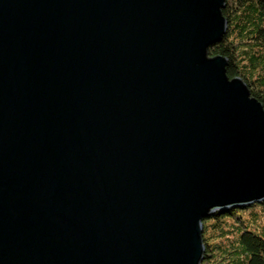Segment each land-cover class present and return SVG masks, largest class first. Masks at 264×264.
Instances as JSON below:
<instances>
[{
  "label": "water",
  "instance_id": "obj_1",
  "mask_svg": "<svg viewBox=\"0 0 264 264\" xmlns=\"http://www.w3.org/2000/svg\"><path fill=\"white\" fill-rule=\"evenodd\" d=\"M226 6L0 0V264H203L204 222L264 203Z\"/></svg>",
  "mask_w": 264,
  "mask_h": 264
},
{
  "label": "trees",
  "instance_id": "obj_2",
  "mask_svg": "<svg viewBox=\"0 0 264 264\" xmlns=\"http://www.w3.org/2000/svg\"><path fill=\"white\" fill-rule=\"evenodd\" d=\"M223 15L229 30L223 41L211 48L210 55L227 57L228 76L241 77L264 106V0H227ZM244 210L216 214L204 223L203 264H264V237L248 230L235 234L233 226Z\"/></svg>",
  "mask_w": 264,
  "mask_h": 264
},
{
  "label": "rangeland",
  "instance_id": "obj_3",
  "mask_svg": "<svg viewBox=\"0 0 264 264\" xmlns=\"http://www.w3.org/2000/svg\"><path fill=\"white\" fill-rule=\"evenodd\" d=\"M207 221L209 220H206L205 222ZM230 223L232 222L230 221ZM227 228L231 229L230 227ZM233 228L236 229V236L240 235L241 231L248 230L264 237V204H258L245 211H240L238 214V220L235 221V226H233ZM210 229L211 227H209V230ZM230 235L232 236L233 234ZM209 236L210 233L208 232L207 238ZM212 241L213 240H210L209 242L214 243ZM211 264H216V262Z\"/></svg>",
  "mask_w": 264,
  "mask_h": 264
}]
</instances>
